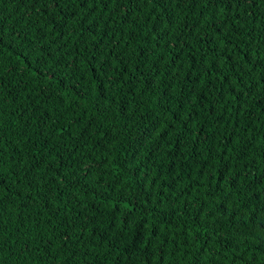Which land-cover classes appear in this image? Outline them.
I'll list each match as a JSON object with an SVG mask.
<instances>
[{"label": "trees", "instance_id": "1", "mask_svg": "<svg viewBox=\"0 0 264 264\" xmlns=\"http://www.w3.org/2000/svg\"><path fill=\"white\" fill-rule=\"evenodd\" d=\"M0 0V264H264V0Z\"/></svg>", "mask_w": 264, "mask_h": 264}, {"label": "snow or ice", "instance_id": "2", "mask_svg": "<svg viewBox=\"0 0 264 264\" xmlns=\"http://www.w3.org/2000/svg\"><path fill=\"white\" fill-rule=\"evenodd\" d=\"M81 2L84 3L85 0H81ZM105 2H106V3H110L111 0H105ZM194 2H195V0H194ZM231 2H232V0H206L205 7H208L209 5H214V4H216V3H224V4L226 5V4L231 3ZM238 2H239V0H238ZM243 2H244V3H248L249 0H243ZM252 2L254 3L255 0H252ZM53 3H54L57 7H59V0H53ZM0 45H3V40H2V38H0Z\"/></svg>", "mask_w": 264, "mask_h": 264}]
</instances>
